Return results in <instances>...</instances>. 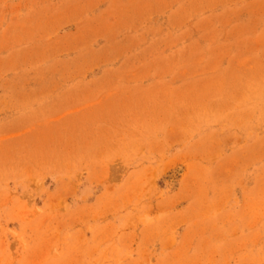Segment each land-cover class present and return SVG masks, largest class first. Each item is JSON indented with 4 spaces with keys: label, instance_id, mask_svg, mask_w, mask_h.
Segmentation results:
<instances>
[{
    "label": "rangeland",
    "instance_id": "obj_1",
    "mask_svg": "<svg viewBox=\"0 0 264 264\" xmlns=\"http://www.w3.org/2000/svg\"><path fill=\"white\" fill-rule=\"evenodd\" d=\"M0 264H264V0H0Z\"/></svg>",
    "mask_w": 264,
    "mask_h": 264
}]
</instances>
